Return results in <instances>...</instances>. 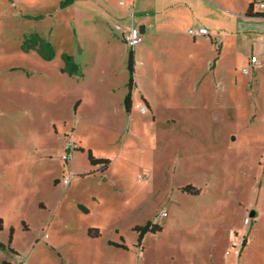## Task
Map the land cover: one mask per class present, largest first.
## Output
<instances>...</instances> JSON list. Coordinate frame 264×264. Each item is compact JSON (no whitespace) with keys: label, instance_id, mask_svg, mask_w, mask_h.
I'll list each match as a JSON object with an SVG mask.
<instances>
[{"label":"rangeland","instance_id":"1","mask_svg":"<svg viewBox=\"0 0 264 264\" xmlns=\"http://www.w3.org/2000/svg\"><path fill=\"white\" fill-rule=\"evenodd\" d=\"M95 1L100 10L72 25L70 11L54 8L60 0H19L53 16L9 15L0 26V264H264V22L245 15L247 0L203 6L226 51L178 26L168 46L179 49L137 58L155 120L138 101L129 117L131 49L115 27L149 19L155 29L165 15L141 11L162 0ZM64 52L84 77L61 72ZM80 145L111 159L109 172ZM148 223L162 231L139 242L135 228Z\"/></svg>","mask_w":264,"mask_h":264},{"label":"crops","instance_id":"2","mask_svg":"<svg viewBox=\"0 0 264 264\" xmlns=\"http://www.w3.org/2000/svg\"><path fill=\"white\" fill-rule=\"evenodd\" d=\"M63 1L64 0H60V3H62ZM94 1L95 0H73V3L70 6H66L64 8H62L61 6H54V8L56 10L59 7L60 11L62 10L70 11V13H72L71 24L73 25V22H74L73 20H76V18H80L85 11L94 12L95 10L96 11L100 10V5L96 4L97 1L95 2ZM10 2H11V6H0V26L3 25L5 17L9 15L17 19L26 18L30 20H40V21L46 20L53 16L54 8H52L51 6H18L19 0H10ZM157 6H161V8L160 9L151 8L150 10L141 11V13H144L146 15H149V14L154 15L156 19L158 18L159 15H165L166 18H164L163 20H158L157 27H155V29H154V26L151 25V22L149 19L146 20L147 22L142 23L139 26L142 32L143 41L137 48L133 50L134 58H135V74H134L135 88L132 94V99H133L132 111L130 113H127L125 109V103L123 104L124 111L126 115L129 117L133 115L134 110L136 108L135 107L136 101H138V109L144 114H148L151 112L153 114L152 117L155 120L153 99L148 89H146L145 86L140 85L139 82L136 80L137 58L143 56L144 54L145 55L148 54L149 56L151 55L153 56L154 54L156 56L158 54L157 56L164 57L167 54H170L173 51L179 49L177 46L175 47V49L170 48L168 46V43H170V41L174 42L176 40L175 31L178 26L185 24L188 26L189 29L206 28L210 33V37L205 38V39L203 38L202 41H204L205 43H208L210 47L213 44L219 43L220 46L215 47V50L219 56L222 54V52L226 51V49L224 48V44H223L224 42H222L221 39L218 40V37L221 36V32H222L221 28L219 27L220 25L219 22L213 18L204 16L200 12L203 6H226L223 1L221 0H212V1L211 0H162V2L159 3ZM243 6H246L245 15L249 19L264 22V16H261L255 12H253L255 14L254 16L247 15V11L251 7V0H247ZM30 10H33L34 12L32 11L33 13H30L29 12ZM107 10L108 11L105 10V13H103L104 16H111L112 11L110 9H107ZM134 14H135L134 18H136L137 12L135 8H134ZM122 27L125 28L124 25H122ZM74 33L76 34L75 31ZM117 33L120 35V38L123 41L121 34L119 32ZM198 38H193V39L194 41H196ZM262 39L264 40V37ZM47 43L50 44V42H47ZM64 56L69 57V60L73 64V66L68 67L65 61L63 60L64 65L61 66V72L68 74L70 76H80L81 78L84 77V73L80 67V64L77 63L75 57L67 54L66 52L62 54V59ZM255 56L257 55L255 54ZM153 59H155L154 56H153ZM155 60L156 62L159 61L158 58H156ZM249 65H250V62H249ZM244 69L245 68H243V70ZM166 90L171 91L172 89L170 87H167ZM127 93H128V84H127V91L125 93L123 102H125V97ZM80 104H81L80 100H78L75 103L74 105L75 111L78 110ZM142 108H145V110H143ZM81 147L83 148V151L81 152L86 153V154L88 150H91V149H86L83 146ZM94 168H97V167H94ZM70 169H71V164H70ZM89 229L87 230V235L90 238L98 239L101 237V235L97 238L91 237L89 235ZM97 229L100 231L99 228ZM109 244L112 246H115L114 242H109ZM117 248H120V247H117Z\"/></svg>","mask_w":264,"mask_h":264},{"label":"trees","instance_id":"3","mask_svg":"<svg viewBox=\"0 0 264 264\" xmlns=\"http://www.w3.org/2000/svg\"><path fill=\"white\" fill-rule=\"evenodd\" d=\"M73 3V0H64L62 3H61V7L64 8L66 6H69ZM247 15L248 16H254L255 14L253 13L252 11V8L250 7L247 11ZM41 42V46L44 47V48H47L48 49V53L45 54V53H41L40 55L47 61H50L53 56H54V49L53 47L47 43V42H43V41H40ZM63 60L65 61L66 65L68 67H72L73 64L70 62L69 60V57L68 56H64L63 57ZM128 69H129V74H130V80H129V83H128V93L125 97V109L127 111V113H130L132 111V106H133V99H132V94H133V91H134V88H135V84H134V74H135V58H134V52L133 50L130 51V54H129V61H128ZM76 150H80V151H83V148L81 146H78L76 148ZM67 154L70 153V151L67 149L66 150ZM87 157H88V160H89V163L94 166V167H97L100 169L101 172H106L110 169L111 167V164H112V161L111 159H108V158H98L96 157L93 152L91 150H88L87 151ZM186 191H189L190 193L192 194H196L197 191L193 190L191 187H186L185 188ZM85 211L88 212V209L85 208ZM5 228V225H4V220L2 218H0V232H2ZM135 230L138 232V235H139V242H142V240L144 239L145 235L148 234L149 232H158V231H162V228L161 227H156V226H153L152 224H147L145 226H136ZM89 235L91 237H94V238H97L101 235L100 231L95 228V230H93L92 228L89 229ZM12 239H13V230L11 231L10 233V239H9V243H12ZM114 245L116 247H120V248H126V246L124 245H120V244H115ZM4 245L3 244H0V247H3Z\"/></svg>","mask_w":264,"mask_h":264},{"label":"built area","instance_id":"4","mask_svg":"<svg viewBox=\"0 0 264 264\" xmlns=\"http://www.w3.org/2000/svg\"><path fill=\"white\" fill-rule=\"evenodd\" d=\"M121 5L124 6V3H121ZM251 8L253 12L261 16H264V0H251ZM134 16H135L134 9H131L130 18L134 19ZM115 30L121 34L124 43L131 50H134L135 48H137L143 41L142 32L140 28L136 27L133 23L131 26H127L125 28L122 26H116ZM188 34L192 38H198V37L209 38L210 37V33L206 28L189 29ZM251 63L254 65H257V64L259 65L258 58L253 57L251 59ZM243 72L248 73V69L245 68ZM142 109L145 110V108H142ZM67 149L70 151V153L66 154L64 160H67L71 157V150L69 146L67 147ZM69 182H70V178H66L63 181V185L68 186Z\"/></svg>","mask_w":264,"mask_h":264},{"label":"water","instance_id":"5","mask_svg":"<svg viewBox=\"0 0 264 264\" xmlns=\"http://www.w3.org/2000/svg\"><path fill=\"white\" fill-rule=\"evenodd\" d=\"M255 214L253 213V216H254Z\"/></svg>","mask_w":264,"mask_h":264}]
</instances>
